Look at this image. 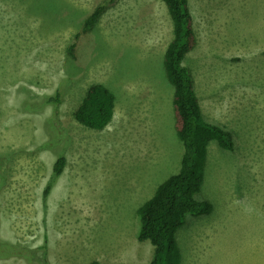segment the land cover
I'll return each instance as SVG.
<instances>
[{
    "label": "rangeland",
    "instance_id": "374dc122",
    "mask_svg": "<svg viewBox=\"0 0 264 264\" xmlns=\"http://www.w3.org/2000/svg\"><path fill=\"white\" fill-rule=\"evenodd\" d=\"M188 3L197 44L183 64L234 150L208 147L195 199L212 211L177 231L180 264H264V0ZM172 36L161 0H0V245L23 250L0 264H149L137 211L184 153L163 65ZM92 84L115 97L102 131L74 119Z\"/></svg>",
    "mask_w": 264,
    "mask_h": 264
},
{
    "label": "trees",
    "instance_id": "16d2710c",
    "mask_svg": "<svg viewBox=\"0 0 264 264\" xmlns=\"http://www.w3.org/2000/svg\"><path fill=\"white\" fill-rule=\"evenodd\" d=\"M161 1L165 3L173 25V36L166 47L163 65L167 79L174 88L175 131L184 153L178 172L162 182L152 198L138 209L140 226L137 239L139 242H149L154 248L149 264H180L177 231L182 228L187 216L195 217L212 211L208 202L195 199L204 181L208 146L216 142L221 149L232 152L234 142L230 132L205 121L194 89V79L183 64L184 58L197 44L188 0ZM106 6V3L98 5L85 19L84 32L95 26ZM60 98L57 92L48 98L47 103L59 105ZM114 112L115 97L112 92L102 84H92L75 110L74 119L85 127L102 131L112 122ZM65 165L66 158L59 156L45 187L44 198L49 195ZM0 246V258L16 256L23 251L14 245ZM89 264L100 263L92 261Z\"/></svg>",
    "mask_w": 264,
    "mask_h": 264
},
{
    "label": "crops",
    "instance_id": "0c3cea01",
    "mask_svg": "<svg viewBox=\"0 0 264 264\" xmlns=\"http://www.w3.org/2000/svg\"><path fill=\"white\" fill-rule=\"evenodd\" d=\"M201 111H202V110H201ZM202 114H203V116L205 117V114H204V112H203V111H202ZM209 146H210V144H209ZM209 146H208V147H209Z\"/></svg>",
    "mask_w": 264,
    "mask_h": 264
}]
</instances>
